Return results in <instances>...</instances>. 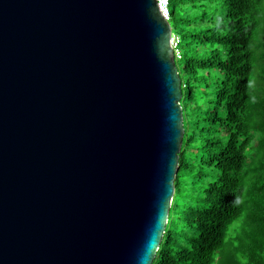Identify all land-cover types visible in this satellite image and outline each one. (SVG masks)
Instances as JSON below:
<instances>
[{"label": "water", "instance_id": "95a60500", "mask_svg": "<svg viewBox=\"0 0 264 264\" xmlns=\"http://www.w3.org/2000/svg\"><path fill=\"white\" fill-rule=\"evenodd\" d=\"M156 0H0V264H151L183 138Z\"/></svg>", "mask_w": 264, "mask_h": 264}, {"label": "trees", "instance_id": "16d2710c", "mask_svg": "<svg viewBox=\"0 0 264 264\" xmlns=\"http://www.w3.org/2000/svg\"><path fill=\"white\" fill-rule=\"evenodd\" d=\"M183 138L151 264H264V0H167Z\"/></svg>", "mask_w": 264, "mask_h": 264}, {"label": "built area", "instance_id": "2783aa9c", "mask_svg": "<svg viewBox=\"0 0 264 264\" xmlns=\"http://www.w3.org/2000/svg\"><path fill=\"white\" fill-rule=\"evenodd\" d=\"M156 1L161 14L164 16L165 19H168L167 0H156ZM174 40H175L174 36L172 35V40H171L172 48L174 47L175 44Z\"/></svg>", "mask_w": 264, "mask_h": 264}, {"label": "clouds", "instance_id": "9594fccd", "mask_svg": "<svg viewBox=\"0 0 264 264\" xmlns=\"http://www.w3.org/2000/svg\"><path fill=\"white\" fill-rule=\"evenodd\" d=\"M171 36H172V34H171ZM173 53H174V51H173Z\"/></svg>", "mask_w": 264, "mask_h": 264}]
</instances>
